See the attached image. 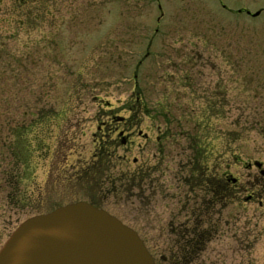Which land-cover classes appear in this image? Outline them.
Returning a JSON list of instances; mask_svg holds the SVG:
<instances>
[{"label":"rangeland","instance_id":"1","mask_svg":"<svg viewBox=\"0 0 264 264\" xmlns=\"http://www.w3.org/2000/svg\"><path fill=\"white\" fill-rule=\"evenodd\" d=\"M262 171L264 0H0V250L97 200L156 264H264Z\"/></svg>","mask_w":264,"mask_h":264},{"label":"water","instance_id":"2","mask_svg":"<svg viewBox=\"0 0 264 264\" xmlns=\"http://www.w3.org/2000/svg\"><path fill=\"white\" fill-rule=\"evenodd\" d=\"M254 15L259 16L260 12ZM261 165L256 162L259 168ZM0 264L156 262L132 227L103 208L78 201L22 223L1 248Z\"/></svg>","mask_w":264,"mask_h":264},{"label":"flooded vegetation","instance_id":"3","mask_svg":"<svg viewBox=\"0 0 264 264\" xmlns=\"http://www.w3.org/2000/svg\"><path fill=\"white\" fill-rule=\"evenodd\" d=\"M120 124H128V120L124 119V120H120L119 122H117V125H120ZM130 126H132V125H129L126 128L120 127V126L115 127L116 130L114 132L117 133L119 136L117 138H115V140H113V141H115L118 144L120 143L121 146H123L124 148H127L131 142V135H130L131 132H129ZM100 129H102V128H100ZM110 139H111V137H110ZM103 144L105 145V143H103ZM104 149H105V147H104ZM99 156H101L99 162L94 164V168H96V169H99L100 167H103V166H105V168L110 166L112 163L111 159H113V157H114L111 153H108V152L99 153ZM108 156L110 157V159ZM107 158L109 159L107 161V163L102 161V160L105 161V159H107ZM252 166H253V164H251V163L248 164L249 168H251ZM143 175H145V174H143ZM145 176H147V175H145ZM146 180H147V177H146ZM1 191H2V189L0 188V192ZM81 201H85V200H81ZM3 202H4V196L2 194V195H0V219L3 218ZM87 202H90L93 204V202L91 200L87 201ZM1 234L2 233H0V235Z\"/></svg>","mask_w":264,"mask_h":264},{"label":"trees","instance_id":"4","mask_svg":"<svg viewBox=\"0 0 264 264\" xmlns=\"http://www.w3.org/2000/svg\"><path fill=\"white\" fill-rule=\"evenodd\" d=\"M40 115H42V117L40 116V118L37 119L38 122H39V127L38 128H41V124H42V122L44 120L43 113H40ZM199 137L201 138V136H199ZM193 140H194L192 142L193 145H192V148L190 149L192 151V154H193L192 162L195 163V161H197V164H196V166L194 168L200 169L201 168V164L203 166L207 165L206 161L201 158V155L204 156V154H203L204 152L203 151H205V148L199 143V141H197L199 139L195 138ZM105 151L106 150H104V152ZM92 202H93L94 205H96L98 207H101V204L97 200H92ZM181 256H183V255L181 254ZM172 264H176V263L174 262Z\"/></svg>","mask_w":264,"mask_h":264}]
</instances>
